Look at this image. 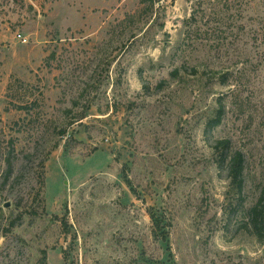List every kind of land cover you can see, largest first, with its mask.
<instances>
[{
	"label": "rangeland",
	"instance_id": "obj_1",
	"mask_svg": "<svg viewBox=\"0 0 264 264\" xmlns=\"http://www.w3.org/2000/svg\"><path fill=\"white\" fill-rule=\"evenodd\" d=\"M217 139L248 209L264 0H0V264H264Z\"/></svg>",
	"mask_w": 264,
	"mask_h": 264
},
{
	"label": "trees",
	"instance_id": "obj_2",
	"mask_svg": "<svg viewBox=\"0 0 264 264\" xmlns=\"http://www.w3.org/2000/svg\"><path fill=\"white\" fill-rule=\"evenodd\" d=\"M221 115L222 111L218 109L216 117L208 122L207 128L219 125ZM211 148L217 157V167L226 173V179L229 182L231 190L234 192L236 208L245 212L249 221L250 230L254 232L260 241L264 240V186L262 187L257 201L248 209H244L242 207V193L244 188L243 175L245 170L243 153L239 150H235L228 139L214 140ZM233 208H231V213L235 211Z\"/></svg>",
	"mask_w": 264,
	"mask_h": 264
},
{
	"label": "water",
	"instance_id": "obj_3",
	"mask_svg": "<svg viewBox=\"0 0 264 264\" xmlns=\"http://www.w3.org/2000/svg\"><path fill=\"white\" fill-rule=\"evenodd\" d=\"M6 207H8V206H6Z\"/></svg>",
	"mask_w": 264,
	"mask_h": 264
}]
</instances>
